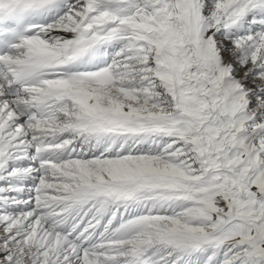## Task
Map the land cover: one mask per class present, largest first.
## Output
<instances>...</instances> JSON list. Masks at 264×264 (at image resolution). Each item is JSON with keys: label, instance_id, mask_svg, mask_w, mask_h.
<instances>
[{"label": "snow or ice", "instance_id": "1", "mask_svg": "<svg viewBox=\"0 0 264 264\" xmlns=\"http://www.w3.org/2000/svg\"><path fill=\"white\" fill-rule=\"evenodd\" d=\"M0 264H264V0H0Z\"/></svg>", "mask_w": 264, "mask_h": 264}]
</instances>
